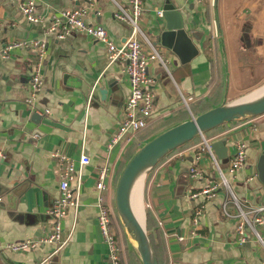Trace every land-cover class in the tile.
<instances>
[{
    "label": "crops",
    "instance_id": "crops-1",
    "mask_svg": "<svg viewBox=\"0 0 264 264\" xmlns=\"http://www.w3.org/2000/svg\"><path fill=\"white\" fill-rule=\"evenodd\" d=\"M19 1L0 0V52L8 42L37 39L46 44V54L43 87L32 107L24 101L35 51L15 49L5 60L0 56V264H109L97 225L94 187L103 167L108 173L105 199L122 248L121 264H129V255L136 254L114 208L123 160L154 133L264 86V0H170L180 10L198 52L182 64L170 50L158 46L167 67L148 64V74L155 80L151 87L155 105L148 124L131 143H118L111 151L106 145L121 122L130 90L125 63L109 64L106 46L90 37L72 33L58 41L45 29L52 16L77 8H86L87 23L103 26L116 43L129 36L128 26L113 17L115 7L109 0H36L38 24L25 20ZM164 1L142 0L140 25L151 41H155L151 24ZM101 88L106 89L103 99ZM182 98L192 100L184 103ZM203 138L211 144L222 141L226 157L219 159L213 152L217 166L207 154L196 160L201 136L165 156L144 180L145 223L148 219L154 228L151 233L163 244L165 264H264V250L253 231L246 229L244 243L238 242V218L222 211L223 203L230 200L224 188L218 186L208 200L193 197L218 183L220 171L244 210L264 204V181L257 174L264 150V114L226 123ZM240 142L246 145L247 160L230 174L229 160ZM55 153L71 158L76 169L72 185L79 208L70 209L61 221L65 244L58 253H53V244L27 252L7 250V244L41 240L51 231L48 210L59 194ZM82 155L90 159L86 166L78 163ZM193 168L200 177L192 176ZM199 207L203 212L193 227ZM227 210L237 215L233 204ZM257 231L264 239V229ZM179 236L185 239L179 241Z\"/></svg>",
    "mask_w": 264,
    "mask_h": 264
},
{
    "label": "built area",
    "instance_id": "built-area-1",
    "mask_svg": "<svg viewBox=\"0 0 264 264\" xmlns=\"http://www.w3.org/2000/svg\"><path fill=\"white\" fill-rule=\"evenodd\" d=\"M115 7L113 17L120 23L128 26L129 36L122 42L116 43L109 38L106 30L100 24L90 25L87 23L88 11L86 8L67 9L58 16H52L49 26L45 29V34L53 35L56 40H64L72 33H78L92 38L106 46L107 60L109 64L115 62H124V72L127 76L130 90L129 95L122 108V119L117 126L106 147L112 150L118 143L129 144L135 138V135L144 129L148 124L154 109V95L151 87L155 84L154 78L148 74V64L154 63L161 67H167L166 58L161 54L155 41H151L140 25V18L143 12L142 0H109ZM204 2V0H197ZM18 8L22 16L28 23L38 24L41 22L40 16L36 13V0H20ZM98 14V13H97ZM157 17H162V11H157ZM15 49H32L36 53V61L32 67L28 96L25 99L27 106H34L38 93L43 87V60L46 54V44L41 40L31 41H11L6 43L0 52L2 59H7L9 52ZM94 88V87H93ZM184 103L191 101V98H182ZM47 113V111H46ZM198 145L196 160L200 156L207 154L212 162L217 166L211 143L203 138ZM246 145L242 142L235 144V153L229 160L230 174L242 169L245 166L247 155ZM58 161L57 175L59 177L58 199L54 202L52 208L48 210L49 216L53 222L48 236L41 240H25L12 244H7L6 249L13 252H27L37 248L40 244H53V253H58L65 244L62 238L61 221L70 209H78V195L73 188L75 178V163L66 156L59 153L53 154ZM90 159L86 155L79 158V165L86 166ZM190 173L193 177H200V172L193 168ZM219 182L211 183L207 188L193 195H201L207 200L215 196L218 186L225 189L230 200L223 203L222 211L227 217H237L238 223L236 233L238 242L244 243L243 235L246 229L253 231L256 240L264 250V239L259 235L258 228L264 229V204L244 210L233 195L231 188L224 175L219 171ZM108 176L107 168L103 167L97 171L94 187L97 191L96 207L98 209L97 225L102 240L108 248L109 264H121L122 248L116 241L113 231L112 210L107 204L105 193L108 190L106 178ZM233 204L237 209V215H231L227 210V205ZM202 207L196 208L192 217V226L197 227L198 216L202 214ZM195 231H190L193 236ZM185 238L178 237L179 241Z\"/></svg>",
    "mask_w": 264,
    "mask_h": 264
},
{
    "label": "water",
    "instance_id": "water-1",
    "mask_svg": "<svg viewBox=\"0 0 264 264\" xmlns=\"http://www.w3.org/2000/svg\"><path fill=\"white\" fill-rule=\"evenodd\" d=\"M161 11L162 17H155L151 24L152 32L155 33V42L162 48L170 50L180 63L189 62L198 51L185 29L180 10L176 9L170 0H165ZM105 93L106 89L101 88L102 99ZM246 97L247 95L214 107L163 131L140 146L125 163L115 186L114 208L128 240L135 242L134 245L129 241L140 264H158V262L147 234L144 211L142 221H139L130 204V192L134 182L142 179L143 188L148 172L167 154L205 132L226 123L264 114V92L253 99L245 100ZM211 148L219 159L226 157L227 148L223 146L222 141L212 143ZM257 174L264 181V150L257 162Z\"/></svg>",
    "mask_w": 264,
    "mask_h": 264
},
{
    "label": "trees",
    "instance_id": "trees-1",
    "mask_svg": "<svg viewBox=\"0 0 264 264\" xmlns=\"http://www.w3.org/2000/svg\"><path fill=\"white\" fill-rule=\"evenodd\" d=\"M174 126H175V125H174ZM221 126H222V125H221ZM171 127H173V126H171ZM171 127H170V128H171ZM219 127H220V126H219ZM219 127L215 128V129H213V130H210V131H208V132H205L203 135H205V136H209L210 134H212V133H213L216 129H218ZM167 129H169V128H166V129H164V130L162 129V130H160V131L154 133L153 135H151V136L149 137L148 141H149L150 139L154 138L155 136H157L158 134L162 133L163 131L167 130ZM196 138H197V137H196ZM196 138H194V139H196ZM194 139H193V140H194ZM193 140H192V141H193ZM189 144H190V142H189V143H186V144H184V145H182V146H180V147L177 148L176 150H179V149H181V148H184V147L188 146ZM134 153H135V152H131V153H128V154H127L126 158L123 160V165L125 164V162H126L128 159L131 158V156H132ZM167 155H168V154H167ZM167 155H166V156H167ZM146 229H147V234H148L149 239H150V243H151L152 248H153V250H154V252H155V255H156V258H157V262H158V264H165V257H164V255H163V251H164V249H163V244H162L161 240H159V236H158V235H157L156 237H154L153 234L151 233L152 230H153L154 228L152 227V225L150 224V222H149L148 219H146ZM156 234H159L158 230H156ZM128 260H129V261H128L129 264H140L139 261H138V259H137V257H136L134 254L129 255Z\"/></svg>",
    "mask_w": 264,
    "mask_h": 264
},
{
    "label": "bare ground",
    "instance_id": "bare-ground-1",
    "mask_svg": "<svg viewBox=\"0 0 264 264\" xmlns=\"http://www.w3.org/2000/svg\"><path fill=\"white\" fill-rule=\"evenodd\" d=\"M264 92V87L258 89L245 98V100L253 99ZM130 204L132 207L133 212L137 216L139 221H142L143 218V205H142V179H138L134 182L131 192H130ZM129 241L135 245V242L130 240Z\"/></svg>",
    "mask_w": 264,
    "mask_h": 264
},
{
    "label": "rangeland",
    "instance_id": "rangeland-1",
    "mask_svg": "<svg viewBox=\"0 0 264 264\" xmlns=\"http://www.w3.org/2000/svg\"><path fill=\"white\" fill-rule=\"evenodd\" d=\"M144 33L146 34V36L148 37L149 35H148V32H146L145 30H144ZM161 52V51H160ZM162 54V53H161ZM142 205H143V211H144V214H145V206H144V203H143V201H142ZM258 229H262V228H258ZM125 235H126V233H125ZM126 237H127V235H126Z\"/></svg>",
    "mask_w": 264,
    "mask_h": 264
}]
</instances>
